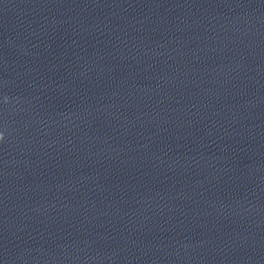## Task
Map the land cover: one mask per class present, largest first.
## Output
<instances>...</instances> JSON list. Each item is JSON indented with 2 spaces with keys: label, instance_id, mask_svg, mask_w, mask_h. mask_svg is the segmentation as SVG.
<instances>
[{
  "label": "clouds",
  "instance_id": "1",
  "mask_svg": "<svg viewBox=\"0 0 264 264\" xmlns=\"http://www.w3.org/2000/svg\"><path fill=\"white\" fill-rule=\"evenodd\" d=\"M3 138H4V137H3L2 135H0V140H3Z\"/></svg>",
  "mask_w": 264,
  "mask_h": 264
}]
</instances>
